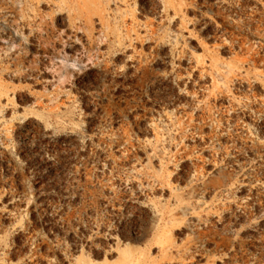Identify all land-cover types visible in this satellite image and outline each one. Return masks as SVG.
Listing matches in <instances>:
<instances>
[{
  "label": "rangeland",
  "instance_id": "rangeland-1",
  "mask_svg": "<svg viewBox=\"0 0 264 264\" xmlns=\"http://www.w3.org/2000/svg\"><path fill=\"white\" fill-rule=\"evenodd\" d=\"M0 264H264V0H0Z\"/></svg>",
  "mask_w": 264,
  "mask_h": 264
}]
</instances>
